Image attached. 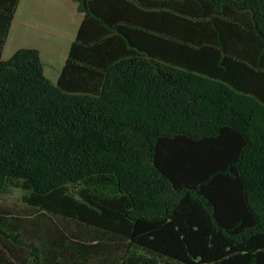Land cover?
<instances>
[{"label": "trees", "instance_id": "obj_1", "mask_svg": "<svg viewBox=\"0 0 264 264\" xmlns=\"http://www.w3.org/2000/svg\"><path fill=\"white\" fill-rule=\"evenodd\" d=\"M74 1L57 82L37 48L0 59V195L17 181L125 246L107 264H264V0ZM65 237L38 246L0 213V264L104 245Z\"/></svg>", "mask_w": 264, "mask_h": 264}, {"label": "crops", "instance_id": "obj_2", "mask_svg": "<svg viewBox=\"0 0 264 264\" xmlns=\"http://www.w3.org/2000/svg\"><path fill=\"white\" fill-rule=\"evenodd\" d=\"M83 14L74 0H18L0 59L11 57L20 47L37 48L46 76L57 82Z\"/></svg>", "mask_w": 264, "mask_h": 264}, {"label": "rangeland", "instance_id": "obj_3", "mask_svg": "<svg viewBox=\"0 0 264 264\" xmlns=\"http://www.w3.org/2000/svg\"><path fill=\"white\" fill-rule=\"evenodd\" d=\"M18 183L17 181L12 182L0 195V213H5L8 216L10 225L18 226L23 237L35 242L38 246L56 240L60 232L67 234L69 241L78 240L82 243H89L98 239L104 243L103 247L99 249L88 250L84 261L77 255L64 257L65 264H77L76 260L81 264H107L114 255L117 257L125 248L123 245H118L117 241L109 239L97 228L85 226L83 223H77L67 218L38 212L35 207L23 201L27 192ZM65 240L68 241L66 237ZM75 258L77 259L75 260Z\"/></svg>", "mask_w": 264, "mask_h": 264}]
</instances>
